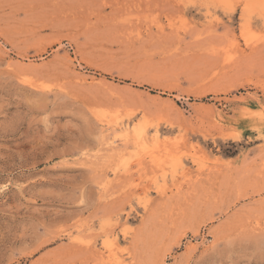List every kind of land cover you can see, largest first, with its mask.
Masks as SVG:
<instances>
[{"label": "rangeland", "instance_id": "rangeland-1", "mask_svg": "<svg viewBox=\"0 0 264 264\" xmlns=\"http://www.w3.org/2000/svg\"><path fill=\"white\" fill-rule=\"evenodd\" d=\"M0 264H264V0H0Z\"/></svg>", "mask_w": 264, "mask_h": 264}, {"label": "bare ground", "instance_id": "bare-ground-1", "mask_svg": "<svg viewBox=\"0 0 264 264\" xmlns=\"http://www.w3.org/2000/svg\"><path fill=\"white\" fill-rule=\"evenodd\" d=\"M9 62V61H8ZM9 66V65H8ZM19 70V69H18ZM23 70V67H22V69H21V71ZM20 73H23V72H20ZM80 74V73H79ZM84 75V74H83ZM86 80V79H85ZM94 80V79H93ZM92 81V80H91ZM107 129V128H106ZM126 133H128L127 131H126ZM124 144V143H123ZM186 191V190H185ZM110 245H116L115 243H110L109 245H108V247H110ZM109 251H110V253H113V255L115 254L114 253V249L112 248V247H110L109 248ZM107 259V258H106ZM111 259V258H110Z\"/></svg>", "mask_w": 264, "mask_h": 264}]
</instances>
